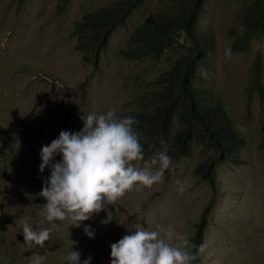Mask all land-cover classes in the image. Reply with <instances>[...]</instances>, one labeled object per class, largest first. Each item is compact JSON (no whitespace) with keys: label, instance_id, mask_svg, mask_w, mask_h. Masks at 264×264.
I'll return each mask as SVG.
<instances>
[{"label":"rangeland","instance_id":"374dc122","mask_svg":"<svg viewBox=\"0 0 264 264\" xmlns=\"http://www.w3.org/2000/svg\"><path fill=\"white\" fill-rule=\"evenodd\" d=\"M114 1L0 0V264H30L33 253L44 257L42 264H68L64 256L71 241L81 261L90 255L91 264H110V245L137 224L172 225L193 244L202 218L200 244L206 247L194 264H264V33L241 49L244 0H204L197 16L200 30L213 38L211 49L194 65L197 78L192 83L209 91L244 141L227 159L216 160L214 186L194 168L218 152L193 140L190 153L174 160L178 167L166 171L162 183L134 186L79 228L57 221L44 247L24 244L22 220L30 218L33 230L49 227L39 224L36 212V204L45 203L36 194L50 175L48 168L38 171L41 146L61 131H79L81 117L90 112L114 108L123 118L152 111L153 91L163 86L174 59L187 53L181 36L157 57L130 58L121 52L130 47L133 28L168 10L173 0H141L115 24L103 45L91 52L78 49L74 24ZM255 71L257 86L252 84ZM133 127L141 140L151 136L139 125ZM179 127L174 118L170 134L151 143L144 159L168 153L169 139ZM177 180L188 182L183 194L177 191ZM85 225L94 229V238L85 236Z\"/></svg>","mask_w":264,"mask_h":264},{"label":"clouds","instance_id":"9594fccd","mask_svg":"<svg viewBox=\"0 0 264 264\" xmlns=\"http://www.w3.org/2000/svg\"><path fill=\"white\" fill-rule=\"evenodd\" d=\"M180 36V42H185L186 33ZM231 55V48H227L225 56ZM81 119L83 127L79 131H61L56 139L41 146L38 171L42 174L48 168L50 175L36 194L45 201L36 204V212L39 224L49 227L33 230L30 218L22 220L23 240L29 248L44 247L57 221L68 220L72 227L79 228L80 222L105 211L106 204H115L134 186L150 188L162 183L164 173L178 167L166 151L144 159L142 134L133 127L138 123L134 117L120 118L114 108H109ZM57 155L59 161L55 160ZM137 161H143V165L138 166ZM187 183L176 181L178 193L186 191ZM83 232L94 238L90 225H85ZM128 232L110 245V264H193L206 247L192 244L186 233L177 232L172 225L148 228L137 224ZM75 243L71 241L64 260L68 264H91L90 255L81 261V253L73 250ZM43 259L33 253L30 264H42Z\"/></svg>","mask_w":264,"mask_h":264},{"label":"trees","instance_id":"16d2710c","mask_svg":"<svg viewBox=\"0 0 264 264\" xmlns=\"http://www.w3.org/2000/svg\"><path fill=\"white\" fill-rule=\"evenodd\" d=\"M173 1L168 10L151 14L134 27L129 34L130 47L121 52L130 58L157 57L183 32L186 33L187 53L174 59L163 77V86L153 91L152 101L156 104L153 110L128 116L134 117L137 125L151 134L148 139L141 140L144 150L151 143L155 145L158 138H166L177 118L180 127L168 142V153L173 161L190 153L193 140L213 147L218 155L205 157L194 168V173L214 186L216 160L227 159L236 148L244 145V141L232 127L223 107L213 102L209 91L192 83V78H197L194 65L211 49L213 38L208 32L201 31L197 22L204 0ZM140 2L115 0L110 7L86 13L74 24L77 48L84 52L95 51L106 42L115 24L124 20ZM240 23L243 27L241 49H246L251 40L264 33V0H244ZM257 78L255 71L252 84L256 86L259 84ZM203 227L204 218L196 224L193 244H200ZM198 262L199 259L193 264Z\"/></svg>","mask_w":264,"mask_h":264}]
</instances>
